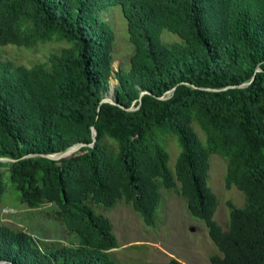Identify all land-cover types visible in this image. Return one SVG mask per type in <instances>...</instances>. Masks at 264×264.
Masks as SVG:
<instances>
[{
  "label": "trees",
  "instance_id": "trees-1",
  "mask_svg": "<svg viewBox=\"0 0 264 264\" xmlns=\"http://www.w3.org/2000/svg\"><path fill=\"white\" fill-rule=\"evenodd\" d=\"M115 5L132 46L126 71L112 69L101 17ZM52 39L66 47L43 63L0 58V159L13 161L0 162V198L11 185L26 208L49 205L76 243L47 250L0 224V264H117L111 224L90 205L122 202L153 227L159 188L203 223L220 253L207 264H264V0H0V48ZM111 79L115 105L99 104ZM157 134L176 139L172 170ZM76 144L86 146L60 161L40 157ZM212 153L225 161L224 188L244 197L242 208L226 203V231L206 184Z\"/></svg>",
  "mask_w": 264,
  "mask_h": 264
},
{
  "label": "rangeland",
  "instance_id": "rangeland-1",
  "mask_svg": "<svg viewBox=\"0 0 264 264\" xmlns=\"http://www.w3.org/2000/svg\"><path fill=\"white\" fill-rule=\"evenodd\" d=\"M101 17L111 27L114 35L112 69L126 71L132 46L127 40L126 23L119 6L107 8L101 13ZM160 39L165 44L180 42L177 36L166 31L161 32ZM64 47V42L55 39L38 43L31 48L6 45L0 48V58L15 65L29 67L45 62L50 54H56ZM111 84L115 85L112 79L109 81V85ZM191 127L201 145L205 146L204 135L198 126L192 123ZM157 137L168 154L167 167L172 170L179 152L176 139L168 134H157ZM106 143L110 142L106 140ZM207 175L206 184L216 198L213 220L222 231H226V203L242 208L244 197L234 186L227 190L224 188L225 161L219 155L212 153L208 156ZM159 194L161 199L154 214L153 227L145 226L139 216L122 202L110 209L90 205L94 214L107 218L111 224L117 248L110 251V258L117 264H162L169 259L182 264H207L210 257L220 256L208 239L203 223L188 214L183 200L176 192L159 188ZM50 212L49 205L33 210L26 208L19 202L18 193L11 185L6 186L0 198V224L28 233L43 249L50 250L57 244H75L76 239L51 219L48 214Z\"/></svg>",
  "mask_w": 264,
  "mask_h": 264
},
{
  "label": "water",
  "instance_id": "water-1",
  "mask_svg": "<svg viewBox=\"0 0 264 264\" xmlns=\"http://www.w3.org/2000/svg\"><path fill=\"white\" fill-rule=\"evenodd\" d=\"M258 71V70H256ZM248 83H245V84H242L241 86H245L247 85ZM114 88L115 86H109V89H108V92L106 94L103 95L102 99L100 100L99 104H102V103H106V104H110V105H115V103L113 102L112 100V97H113V93H114ZM194 88V87H193ZM174 88L170 89L169 91L165 92V97H168L172 92H173ZM205 90H209V89H205ZM212 91H216V90H212ZM147 94L145 91H140L138 93V104H139V101H140V98ZM158 99L162 100L164 99L163 97H158ZM133 104L134 102L131 104V106L129 108H123L121 106H118L120 109L124 110V111H132V110H135L138 108L137 107H133ZM91 134H92V143L95 141V130L93 128H91ZM89 144L88 146H91L92 145ZM86 145L84 144H76V145H73L69 148H67L65 151L61 152V153H56V154H52V155H40V157L42 158H45V159H48L50 161H53V162H57V161H60L66 157H69L70 155H72L73 153H75L76 151H78L79 149H81L82 147H84ZM28 157V156H26ZM0 162H13L12 160H8V159H0Z\"/></svg>",
  "mask_w": 264,
  "mask_h": 264
},
{
  "label": "built area",
  "instance_id": "built-area-1",
  "mask_svg": "<svg viewBox=\"0 0 264 264\" xmlns=\"http://www.w3.org/2000/svg\"><path fill=\"white\" fill-rule=\"evenodd\" d=\"M1 211H2V210H1ZM3 211H4V212H7V210H6V209H4Z\"/></svg>",
  "mask_w": 264,
  "mask_h": 264
}]
</instances>
